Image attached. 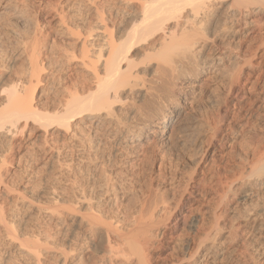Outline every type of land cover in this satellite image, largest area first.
I'll return each mask as SVG.
<instances>
[{
	"label": "bare ground",
	"instance_id": "6f19581e",
	"mask_svg": "<svg viewBox=\"0 0 264 264\" xmlns=\"http://www.w3.org/2000/svg\"><path fill=\"white\" fill-rule=\"evenodd\" d=\"M101 3L95 4L96 18L87 28L74 32L78 36L73 45H81L78 62L80 55L74 50L56 59L58 44L47 38L41 48L36 42L31 48L25 43L22 53L28 67L6 85L1 81L0 145L8 148L0 153V236L9 247L20 249L17 260L11 262L233 264L237 249L228 247L231 243L253 241L264 246V143H255L238 167L224 166V175L215 178L211 193H198L189 176L175 204L163 196L150 199L145 195L138 210L127 211L122 209L127 188L115 184L126 181L127 168L145 162L157 137L171 131L182 115L181 101L194 100L213 73L234 68L229 84L235 101L232 119L237 122L226 128L219 141L228 135L240 140L248 135L250 140L260 138L262 131L255 126L264 120V0ZM59 11L65 30L80 27L75 19L67 22L68 17ZM50 67L51 75L47 73ZM66 69L72 71L63 76ZM134 118L139 121L136 125L130 123ZM218 122L211 134L214 140ZM222 147L217 143L211 154L215 162L219 152L223 156ZM14 151H20L21 158L41 151L57 163L47 176H53L58 186L31 210L32 215L52 218L53 224L39 232H27L24 219H16L18 203L14 201L22 194L3 180L16 158ZM121 164L128 167L104 169ZM99 166L106 172L104 181H99L101 174L90 190L85 184H90ZM12 191L21 195L12 198ZM203 196L207 199L200 201ZM251 201L254 207L244 208ZM185 202H192L188 211L183 210ZM232 208L241 212L242 221L236 224L225 219ZM190 212L197 214L186 233ZM181 237L186 241H180ZM4 252L0 251V257Z\"/></svg>",
	"mask_w": 264,
	"mask_h": 264
},
{
	"label": "rangeland",
	"instance_id": "374dc122",
	"mask_svg": "<svg viewBox=\"0 0 264 264\" xmlns=\"http://www.w3.org/2000/svg\"><path fill=\"white\" fill-rule=\"evenodd\" d=\"M57 1L60 2V5ZM95 2L98 4L100 3L99 5L103 6V3H101L102 0H0V13L4 11V13L0 16V78L1 76L3 78L0 79V84L2 85L3 82V84L6 85L9 80H12L13 77L23 69V67L24 70L25 67H28L27 56L25 53H22V48L25 43L27 46H29V48H31L32 44H35L34 42H36L39 48H41L44 46L45 39L47 38L52 44L54 43L53 41L57 42L58 44V49L54 53V56L56 55V59L60 60L61 57L64 58V53L66 54L68 52L71 54L73 50L76 51V54L79 56L81 53V45H73V43L75 44L76 38L78 36V34L76 35L74 34V32L78 29L84 31V28H87L86 25H88L91 21L94 20V18H96V16H94V14L96 13V11L94 10L96 6ZM52 9H57V11H54ZM59 10L63 12L66 17H68L67 22H70L75 19L74 23L77 22L78 24H80V27L78 28L75 24L76 26L73 27V30H65V27L67 25L60 22L61 18L60 15L57 13ZM68 19H70V21H68ZM40 25L41 27H44L43 31H40ZM33 32L38 33L39 37H37V35ZM34 36L35 39L37 38V41L33 39ZM54 36L56 37V39ZM30 41L33 42L31 43ZM217 43L222 45L223 41L217 39ZM242 50L244 49L242 48ZM81 56L82 54L77 57L78 60L76 62L81 59ZM45 62L47 63V60L44 61V64ZM2 68L4 71L2 70ZM52 69L51 67L47 69V73H49V75L52 74ZM230 69L231 70H229L227 73H213L209 82L202 86V88L200 89L201 91H199L194 100H189L185 104L181 101L180 104L183 110L182 115L174 123L171 128V131H169L162 138L157 137L156 147L154 148V150H151L150 154H148L149 157L146 158L145 162L142 164L144 166L140 165L138 166V168L136 167L133 169L127 168L130 169L129 172L123 175V177H126V181H120V183L115 182L117 186H123L127 188L126 192L128 193L126 194V199H124L123 202L122 200H119L122 202V209L123 207H126V210L128 209L131 212H135L136 210H138L140 200L142 199V197L144 198L145 195H147L146 197L150 195V199H152L153 197L156 199H160L161 196H163V198L166 199V202L169 201V204H175V202L180 198L181 194L183 193L189 176L193 177L191 186H197L198 193H211L210 191H212L214 183L213 181L215 180V178L217 179L219 174H221V176L224 175V166L238 167L241 164V158L245 157L246 155L248 156L249 154H251L250 152H253V147L255 146V143H264V120L259 121V125L256 123L255 128L263 132V134L261 132L260 138L257 140H250L249 135L242 140L236 139L235 137L228 135L225 139L219 141V138H221L220 135L226 133V128L229 127L230 124L237 122L236 120L232 119V114L234 113L233 111H235V101L233 100L234 95L229 84V78L234 68ZM66 70L62 72L63 76H66V73L72 71L71 69ZM79 70L81 74L86 73V70L84 69ZM242 79H246V76H243ZM1 85L0 89L2 88ZM244 91H246V88L245 90H242V92ZM221 120L222 122H218ZM138 122L139 121L136 118L130 120L131 124L136 125ZM217 122L219 126V130L217 132L218 138L214 140L211 138V134L213 132V127ZM260 141L263 142L260 143ZM217 143L223 144V156L221 157L222 154L219 152L220 154L218 153V155L216 156L215 162L211 154ZM257 144L256 146H258ZM0 147V153L1 155H3L4 152L6 153V149L8 147H3V145H0ZM25 151L26 149L21 151V153L20 151H14V156L16 158L12 162V165L9 164V175L6 174L7 176H4L3 180H5L8 185H11V188H18V191H20V193L22 194H16L18 191H15L16 193H14V191L10 193L12 198H16L17 195L22 196H20V200L17 199L19 200L18 202H16L17 200L14 201L16 204L18 203V205L15 206L17 213L16 219L17 217L18 219H24L26 225L25 229L29 228L28 230L26 229V231H29V233H33L35 231L39 232L42 229L44 230V228L48 226V224H53L52 218L48 219L44 216V214L39 216L35 214L32 215L31 210H34L35 207H37L41 202L47 200L48 197L52 194L54 187L58 186V183L54 181L55 178H53V176H47L49 174L48 169L50 167H53L52 169L50 168L52 174L54 172L53 169L56 168L55 166H57V163H55L54 160L49 158V156H42L40 152L43 150H41L39 154L36 153L37 155L33 153V158L31 157L33 155L32 153L29 154V158L26 156L27 159L25 157H19L18 154L20 153L21 155ZM42 154L44 153L42 152ZM36 156H40L39 159ZM34 157H36L37 159H35ZM17 158H20V163L18 162V160H16ZM48 158L49 160H46ZM48 161L50 163H48ZM52 161H54V164ZM116 166L112 168L106 167L104 169L122 171L123 168L128 167L126 166V164ZM97 169L98 170L96 171V174L99 176L96 175V178V176L93 175L92 178L89 179L90 184H85L88 189L90 188V190H92L93 187H95V184L99 183V181L100 183L104 181L103 177L105 176L104 173L106 172H103V168L100 166ZM101 174H103L102 177L100 176ZM99 177H101L102 179L100 178L98 182L93 183L94 185L93 187H91V183ZM125 182L126 185H124ZM46 185L47 188L45 187ZM45 189L49 191L47 192ZM206 199L207 197L204 198L203 196V198L200 197L199 200L204 201ZM191 205L192 202H185L184 204H182L183 210L188 211ZM17 207H19L20 209H17ZM253 207L254 202L252 201L244 206V208L246 209H251ZM4 209H6V214L7 212L8 214H10V208L8 209L7 206H5ZM195 213L190 212L188 214L187 224L185 225L187 227L185 228V232L187 229L186 233L190 231L191 221L194 219ZM240 215L241 212L238 210V208H232L231 210H229L228 215L225 219L230 220L233 224H236L242 221ZM226 228L227 229H225V231L229 229L228 227ZM182 239L183 238L181 237L180 241H186ZM5 242L6 240L2 239V236H0V251H5L1 254L2 256L0 257V264H14L12 262L17 260V253L20 251V249L12 248V246L9 247L7 245V242ZM251 242L252 243L250 244L233 242L228 245V247H230L231 249H237V252L233 259V264H264V246L259 247L256 242ZM53 245L50 244V246L52 247ZM90 252H87L88 256ZM179 252L182 253L181 250ZM46 254L52 253L46 252Z\"/></svg>",
	"mask_w": 264,
	"mask_h": 264
}]
</instances>
